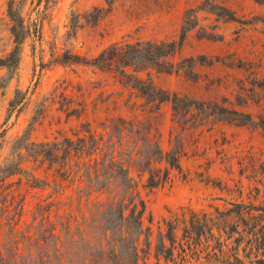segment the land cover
<instances>
[{"label": "rangeland", "instance_id": "374dc122", "mask_svg": "<svg viewBox=\"0 0 264 264\" xmlns=\"http://www.w3.org/2000/svg\"><path fill=\"white\" fill-rule=\"evenodd\" d=\"M9 1L0 0V58L13 48ZM13 1L31 36L20 48L17 69L11 73L0 67V83L5 81L0 87V133L4 130L0 164L9 157L14 139L29 125L34 104L42 99H47L46 110L33 123L31 132V139L37 142L71 135L84 122L95 129L113 117L150 120L158 129L164 152L171 150L178 137L183 152L180 170H173L169 180L158 188H144V177L131 173L145 203L143 226L148 229L149 243L146 264L254 261V255L261 252L249 250V227L253 223L264 227V218L255 221L245 211L264 208V0ZM97 9H102L103 16L95 21ZM228 13L234 20L226 19ZM185 18L193 19L194 25L180 49L169 58L182 70L169 75L152 72V79L170 92L243 112L250 119L245 125L217 122L211 128L182 131L172 121L169 104H162L156 113L149 112L135 92L119 84L116 77L88 65L54 61L66 50L91 59L117 42L178 41ZM73 20H79L80 27L68 39ZM205 34L217 38L206 39ZM189 58L196 62L192 73L189 63H183ZM16 90L25 93L24 107L5 122ZM60 94L73 103L83 102L85 112L79 119L67 117L58 110V104L50 102L52 96L58 101ZM24 167L39 178L48 176L51 180V173H45L44 167L32 163ZM22 177L9 179L6 190L24 198L20 228L33 222L36 204L51 192V188H30L24 180L18 185ZM65 193L70 196L74 190L69 187ZM2 223L3 219L0 238L6 232ZM213 255L223 256L217 263Z\"/></svg>", "mask_w": 264, "mask_h": 264}, {"label": "trees", "instance_id": "16d2710c", "mask_svg": "<svg viewBox=\"0 0 264 264\" xmlns=\"http://www.w3.org/2000/svg\"><path fill=\"white\" fill-rule=\"evenodd\" d=\"M13 3L10 0L7 5L13 48L6 57L0 58V67L11 73L18 67L22 44L31 36ZM97 11L95 21L103 16L102 9ZM225 17L234 20L229 13ZM193 25V19L185 18L178 41L117 42L91 59L66 50L54 61L62 65H88L116 77L119 84L135 92L141 106L149 112L156 113L162 104H169L172 121L182 131L203 126L211 128L217 122L245 125L250 119L243 112L170 92L152 79V72L169 75L182 70L169 58L180 49ZM79 27V20L71 21L66 37H74ZM203 37L217 38L211 34ZM184 62L189 63L192 73L195 59ZM4 86L5 81H2L0 87ZM24 98V92L15 91L5 122L14 111H21ZM55 98L50 97V102L58 104V110L67 117L79 119L85 112L82 101L73 103L63 94L58 101ZM46 100L34 104L29 125L14 139L9 157L0 164V220H4L2 227L6 228L0 238V264H146L149 243L148 229L143 226L145 203L131 173L144 177V188L162 186L173 170H180L183 152L180 137L171 150L164 152L159 145L158 129L150 120L113 117L100 122L95 129L84 122L71 135L37 142L31 139L32 127L46 110ZM3 135L4 130L0 137ZM28 163L44 167L45 173H51V180L48 176L39 178L28 172L24 167ZM15 176H23L17 181L18 185L24 180L30 188H51L47 197L36 204L33 222L23 228L18 224L24 211V198L6 191L8 180ZM69 187L74 194L66 196L65 190ZM253 211L259 214L254 216ZM245 213L255 221L264 218L261 207L248 208ZM253 225L249 227L253 237L248 242L249 250H260L261 254L254 255L250 264H264V227ZM220 256L223 255H213L215 262H220Z\"/></svg>", "mask_w": 264, "mask_h": 264}]
</instances>
